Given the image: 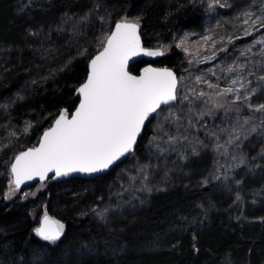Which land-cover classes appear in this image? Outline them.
<instances>
[{"label":"trees","instance_id":"16d2710c","mask_svg":"<svg viewBox=\"0 0 264 264\" xmlns=\"http://www.w3.org/2000/svg\"><path fill=\"white\" fill-rule=\"evenodd\" d=\"M206 9L205 0H0V264H264V139L244 146L245 166L226 181L207 175L204 156L177 165L168 186L109 225L92 211L111 200L116 170L144 153L153 117L131 156L105 175L25 189L12 181L15 156L76 107L89 61L116 22L138 23L143 45L163 51L152 64L179 81L186 62L174 37L201 32ZM215 107L225 116L253 111L227 97ZM44 213L64 224L54 243L35 234Z\"/></svg>","mask_w":264,"mask_h":264},{"label":"rangeland","instance_id":"374dc122","mask_svg":"<svg viewBox=\"0 0 264 264\" xmlns=\"http://www.w3.org/2000/svg\"><path fill=\"white\" fill-rule=\"evenodd\" d=\"M205 2L204 29L182 30L173 40L186 62L177 89L180 103L157 110L144 153L131 157L116 170L111 200L92 211L104 224L109 225L124 210L145 205L153 191L171 183L176 166L192 158L204 156L207 175L228 180L234 168L245 166L244 146L253 139H264V109L260 108L264 105V80L260 79L264 77V0ZM226 97L253 111L243 116L217 114L215 104L225 103ZM165 131L179 137V142L167 143L169 135H164ZM145 165L144 172L138 171Z\"/></svg>","mask_w":264,"mask_h":264},{"label":"snow or ice","instance_id":"6c2138e0","mask_svg":"<svg viewBox=\"0 0 264 264\" xmlns=\"http://www.w3.org/2000/svg\"><path fill=\"white\" fill-rule=\"evenodd\" d=\"M246 15L251 17V13ZM138 27V23L125 19L117 23L115 31L101 41L103 50L91 60L86 82L78 89L82 99L74 115L69 119L66 112L61 113L55 126L43 133L39 148L15 157L11 173L16 189L24 181L35 177L43 181L50 172L57 178L75 172L91 174L108 169L133 151L149 116L156 113L161 105L177 99L176 77L168 69L148 67L139 76L129 72L128 62L132 57L163 55L161 51L141 46ZM183 43L181 41V45ZM229 71L232 69L229 68ZM260 79L264 80V77ZM260 108L264 109V105ZM172 115L169 112V116ZM164 135L169 134L165 131ZM179 139L169 135L167 143H178ZM147 167L145 165L138 171L144 172ZM144 178L147 179V173ZM34 231L42 240L54 243L63 235L64 224L45 213L40 226Z\"/></svg>","mask_w":264,"mask_h":264},{"label":"water","instance_id":"95a60500","mask_svg":"<svg viewBox=\"0 0 264 264\" xmlns=\"http://www.w3.org/2000/svg\"><path fill=\"white\" fill-rule=\"evenodd\" d=\"M122 21H123V20L116 22L115 25H116L117 23L122 22ZM128 22L136 23V22H134V21H130V20H128ZM115 25L113 26V28H112L111 32L109 33V35H110L112 32L115 31ZM138 25H139V24H138ZM137 34H138L139 37H140L141 46H142L143 48H145V49H147V50H151V51H161V52H163L161 48H148V47H145V46L143 45V42H142V39H141V36H140V26L138 27ZM102 50H103V47H102V48H101V49H100V50H99V51H98V52H97V53L91 58V60H92L93 58H95V56L98 55ZM161 56H162V55H161ZM161 56H151V57H150V56H144V55L134 56V57H132V58L129 60V62H128V70L130 69V66H131L132 64H134L135 62H137V61H139V60H144V61L147 62V64H145L143 67H141V68L138 70V73H133V72H131V71L129 70V72H130L132 75L139 76V75L143 74L144 69H145V68H148V67L155 68V69H165V68H166V69H168L169 71H171V72L174 74V76L176 77V81H177L176 94H177V88H178V83H179V81H178V76H177L176 72H175L172 68H170V67H166V66H155V65L152 64V62L156 61V60H157L158 58H160ZM91 60L89 61V65H88V74H89V72H90V63H91ZM88 74H87V76H88ZM86 78H87V77H86ZM85 82H86V79L83 81V83H85ZM83 83H81V84L77 87V89H76V91H75L76 96H78V103H77L76 107L72 110V112H68L67 110L63 109V110L58 114V116L54 119V121L51 123V125H50L49 127H47V128L42 132V134H41L40 137H39L38 143H37L35 146H33V147H30V148H27V149L21 151V152L18 153L16 156L20 155V154L23 153V152L29 151V150H31V149H33V148H39V147H40V142H41L42 139H43V133H44L45 131L50 130L52 127L55 126V121H56V119L59 118V115H60L61 113H65V112H66L67 115H68V118H69V119L71 118L72 115H74L75 111L79 108V103H80V100L82 99V97L80 96V94H79V92H78V89H79V87L82 86ZM176 100H177V99H176ZM176 100L170 102V103L167 104V105L175 104ZM162 106H164V105H161V107H162ZM154 114H155V113H152V114L149 116L148 120L145 121L144 126H143V128H142V130H141V133H140V135L137 137V142H136V144L134 145L133 151L127 153L125 156H122L119 160L115 161L112 165L109 166L108 169L103 170V171H100V172H97V173H91V174H89V173H79V172H75V173H70V174L67 175V176H61V177H57V178H54V173H51V172H50V173H48L47 178H46L45 180H43V181H46V180H48V179H50V178H53V179L56 180V181H63V180H65V179H69V178H73V177H79V178H84V179H93V178H96V177H98V176L105 175V174L109 173L112 169H114L116 166H118L122 161H124V160H126L128 157H130L131 154L135 151L136 146H137V143H138V141H139V139H140V137H141V135H142V133H143V131H144L146 125L150 122V120L152 119V117L154 116ZM16 156H15V157H16ZM14 163H15V158L13 159L12 164H14ZM12 164H11V165H12ZM10 169H11V168H10ZM11 175H12V173H11ZM13 180H14V177L12 176V181H13ZM38 182H41V180L39 179V177H35V178H33L32 180H26V181H24V182L20 185V188H19V189H25V188H27V187H29V186L35 184V183H38ZM47 215H48L50 218H52L53 220H57V221H59L60 223L63 224V222H62L59 218H57L56 216H54V215H52V214H50V213H47ZM43 216H44V214H43V215L40 217V219H39L38 227L40 226L41 221L43 220Z\"/></svg>","mask_w":264,"mask_h":264}]
</instances>
